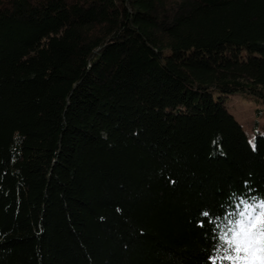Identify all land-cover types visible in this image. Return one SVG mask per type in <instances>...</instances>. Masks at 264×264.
Wrapping results in <instances>:
<instances>
[{
  "label": "trees",
  "instance_id": "trees-1",
  "mask_svg": "<svg viewBox=\"0 0 264 264\" xmlns=\"http://www.w3.org/2000/svg\"><path fill=\"white\" fill-rule=\"evenodd\" d=\"M238 91L264 0H0V264H211L264 201Z\"/></svg>",
  "mask_w": 264,
  "mask_h": 264
},
{
  "label": "snow or ice",
  "instance_id": "snow-or-ice-1",
  "mask_svg": "<svg viewBox=\"0 0 264 264\" xmlns=\"http://www.w3.org/2000/svg\"><path fill=\"white\" fill-rule=\"evenodd\" d=\"M220 231L222 234L215 237L219 243L213 245L215 253L209 254L211 264L218 260L221 264H264V201L258 206L245 203Z\"/></svg>",
  "mask_w": 264,
  "mask_h": 264
},
{
  "label": "rangeland",
  "instance_id": "rangeland-1",
  "mask_svg": "<svg viewBox=\"0 0 264 264\" xmlns=\"http://www.w3.org/2000/svg\"><path fill=\"white\" fill-rule=\"evenodd\" d=\"M226 105L242 123L251 140L256 130H264V102L238 91L227 95Z\"/></svg>",
  "mask_w": 264,
  "mask_h": 264
}]
</instances>
